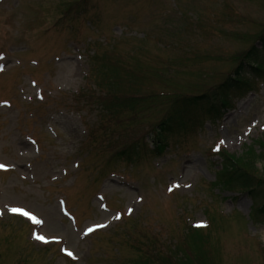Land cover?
I'll use <instances>...</instances> for the list:
<instances>
[{"label":"rangeland","instance_id":"374dc122","mask_svg":"<svg viewBox=\"0 0 264 264\" xmlns=\"http://www.w3.org/2000/svg\"><path fill=\"white\" fill-rule=\"evenodd\" d=\"M71 1L0 0V164L7 170L0 169V264H133L150 246L174 256L188 225L207 219L211 263L264 264V219L252 198L212 186L218 145L235 156L247 146L264 151V77L244 74L254 88L233 95L214 122L199 118L193 132L173 134L160 156L141 145L140 160L116 159L106 170L101 154L157 125L160 98L210 92L230 77L264 35V0H89L87 14L61 22ZM93 50L142 79L117 92L161 96L127 131L95 105L75 103L93 86ZM103 127L114 136L103 138ZM90 130L102 140L95 153ZM257 168L264 192V163ZM12 208L42 223L29 226ZM88 228L101 230L86 236ZM33 233L49 242L34 241ZM61 246L77 262L62 257ZM189 246L178 250L191 262L199 252Z\"/></svg>","mask_w":264,"mask_h":264},{"label":"trees","instance_id":"16d2710c","mask_svg":"<svg viewBox=\"0 0 264 264\" xmlns=\"http://www.w3.org/2000/svg\"><path fill=\"white\" fill-rule=\"evenodd\" d=\"M67 6L66 11H64V18L71 16L74 11H77L80 7V4H65ZM260 44H262L264 49V35L259 38ZM259 50L256 47L251 46L247 52L244 54L245 57L243 61L238 63V68L235 70V76L226 79L221 85H219L215 91L212 92H201L193 96H177L173 98L170 102L163 100L159 95L147 94L143 98H136L133 94H127L131 92V89L134 90L136 85L139 87L142 83V79L139 78L134 69H127L124 66L118 68L117 64L113 62H107L100 59L102 64L97 65L98 69L94 72L95 86L102 90L105 96H94L92 99L95 100L96 106L100 109L101 118H108L105 115L108 114L114 118L116 125L125 129L130 125H135L140 119L145 117L147 111H151L154 105H156L155 100L161 99L158 104L163 111L161 119L158 120L157 125L155 124L152 129L154 130V140L152 144L155 151H161L165 145V133L169 132L174 125H193L196 122V118L204 117L214 119L218 117L219 111L221 108L229 106L228 102V93L232 91V88L236 90H241L245 87V84L241 86L240 81V71L244 63L247 65H252L256 69H260V64L257 58H259ZM97 60V58H96ZM245 60H247L245 62ZM254 64V65H253ZM124 80L126 83H123ZM123 83V84H122ZM119 84L122 88L126 85H130L131 89L125 91V93H119L118 87ZM169 85L172 86L171 82ZM121 91V90H120ZM124 91V90H123ZM139 91L136 88V92ZM170 91V90H169ZM95 94L94 92H91ZM173 95V94H168ZM83 96V95H82ZM109 120V119H108ZM110 121V120H109ZM174 124V125H173ZM104 130L103 138L110 137V135ZM112 138V137H111ZM102 141V140H100ZM97 144V141H94ZM107 146L106 142H104ZM122 146L118 148H109V150H102L101 154L106 155L105 169L109 167L113 161L116 159H122L137 155L139 152V145L141 139L128 140L124 142ZM261 147L264 148V142L259 143ZM222 158V168L217 173V182L218 185H223L224 187L230 188L232 186H237L242 190L246 191L252 200L256 202V216H261L264 214V202L260 204L261 200H264V192L261 191L260 183H258L256 178L253 175L254 165L257 162H264V153L256 154L253 148L248 149L245 154L237 158L234 156L226 155L225 153L221 154ZM211 221H213L211 219ZM189 238L193 243H199V247L205 242V238H208L207 235H202V231H197L190 229ZM209 234V233H208ZM198 246L195 245L197 249ZM204 254L199 253L196 258L198 264H206V259ZM152 255H148L143 259L142 264L152 263L149 259ZM153 257V256H152ZM154 259L156 257H153ZM179 264H191L186 259L181 260Z\"/></svg>","mask_w":264,"mask_h":264},{"label":"snow or ice","instance_id":"6c2138e0","mask_svg":"<svg viewBox=\"0 0 264 264\" xmlns=\"http://www.w3.org/2000/svg\"><path fill=\"white\" fill-rule=\"evenodd\" d=\"M220 143L223 144L224 142L221 141ZM213 150L214 151H218L219 150V145L217 146V148H215ZM0 169H6V165L0 164ZM174 187H179V185H175ZM172 190H173L172 188H169V191H172ZM10 211H12L13 213H18L20 215H23V216L27 217L29 220H31L35 224L42 223V221H40L39 219H37L34 215H32L31 213H29L27 211H24L21 208H12V209H10ZM118 218L119 217L117 216V219ZM200 226H204V225L201 224ZM94 230H95L94 228H88L86 230V232H85V235H87L88 233H91ZM33 238L36 239V240H38V241H41L43 243H48L49 242V240L45 236L40 235V234H37V233H33ZM62 251H64L66 255L72 257L73 259H75V257L73 256V253L72 252L68 251L67 249H62Z\"/></svg>","mask_w":264,"mask_h":264}]
</instances>
